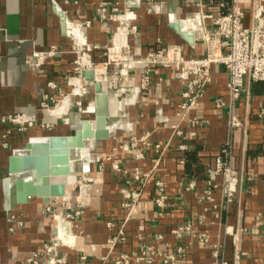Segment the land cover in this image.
<instances>
[{"label":"crops","instance_id":"0c3cea01","mask_svg":"<svg viewBox=\"0 0 264 264\" xmlns=\"http://www.w3.org/2000/svg\"><path fill=\"white\" fill-rule=\"evenodd\" d=\"M220 1L225 4L222 11L202 8L209 31L214 29L213 18L231 10L232 0ZM101 3L117 8L114 15L129 9L136 34L118 35V21H101L97 14ZM250 3L240 0L247 12ZM200 12L192 0H0V169L30 138L72 135L82 121L94 118V89L81 108L75 106L78 78L73 40L78 29L72 24H91L80 32L87 42L84 52L97 63L106 61V51L118 45H128L139 59L169 45L181 46L188 58H201L206 49L199 25L193 26L192 43L174 28L178 23L188 33L189 22L198 21ZM53 47L57 49L54 57H35ZM115 69L109 68L110 77ZM228 81L226 69L214 66L199 108L184 119L178 112L186 102L183 94L189 83L174 69L152 67L148 72L144 65L133 67L120 81L126 90L122 96L104 87L110 99V139L90 142L82 161L72 166L74 175L65 196L70 201L57 198L45 204L34 198L19 205L13 199L9 215L0 210V264H22L51 241L61 246L60 254L68 264H114L119 255L139 254L147 246L157 252L153 264H165V254L174 255L178 264H264V117L259 116L264 112V89L253 83L249 95L243 93L234 101ZM46 95L53 99L70 95L68 114L55 119L42 111ZM18 113L35 116L38 125L24 133L7 134L2 118ZM231 116L242 121L241 129L230 126ZM193 119L199 124L194 126ZM40 124L51 127L45 130ZM177 126L181 135L174 129ZM157 145L165 150L162 157ZM223 149L228 151L224 161L239 179L231 204L223 176L208 173ZM95 152L117 154L111 161H102L94 159ZM141 154L142 158L137 157ZM116 162L119 171L113 168ZM83 174L93 179L83 197L84 213L74 222H62L55 215L76 210ZM137 175L149 177L141 182ZM158 182L165 184L164 208L156 204ZM123 189L141 191L130 217ZM2 202L0 181V207ZM185 226L190 231L178 237L177 229ZM122 228L125 240L110 252L108 241ZM83 254L86 261L81 260Z\"/></svg>","mask_w":264,"mask_h":264},{"label":"built area","instance_id":"2783aa9c","mask_svg":"<svg viewBox=\"0 0 264 264\" xmlns=\"http://www.w3.org/2000/svg\"><path fill=\"white\" fill-rule=\"evenodd\" d=\"M200 7L201 12L197 17V24L200 28L201 38L205 45L206 53L201 58H188L184 55L182 47L179 45H169L166 48L153 51L148 54L145 59L135 58L128 45H118L115 48L108 49L105 53L107 60L101 63L94 62L84 52L87 47L86 39L81 34V29L89 28L90 23L85 25L72 24V27L78 29V34L74 35L73 46L74 52L77 55L76 74L78 83L75 87L73 97L75 106L81 108L83 99L90 94L93 88L86 85V79L83 77V72L91 71L94 74V79L103 87L116 93L117 96H122L126 90L120 86L125 72L138 65H144L148 72L152 67L162 69H174L182 80L187 81L188 90L183 94L186 102L180 106L178 116L184 119L186 115L200 106V101L205 95V91L212 82V68L216 65L223 66L229 76L227 88L234 101L240 99L243 93L250 94L251 85L260 83L264 89V0H251L249 11H245L240 0H232L230 12H221L217 17L213 18L214 29L209 31L204 24V13L202 8L205 6L209 9L222 11L225 4L220 0H192ZM118 11L117 8L110 9L106 3H101L97 9V14L101 21L108 19L118 21L120 28L118 35H135L137 27L133 17L130 15L129 9L122 14L114 15ZM249 19V24L246 21ZM57 54L56 48H51L44 53L35 54L36 58L54 57ZM114 66L113 76H109V68ZM148 84V77L144 79V85ZM51 88L55 85L50 83ZM70 95L63 96L61 99H53L46 95L41 103V110L48 113L52 118L63 117L68 114L67 100ZM220 108V105L217 106ZM259 116L264 117V112ZM2 124L7 127V134H11L12 130L24 133L27 130L36 127L37 120L33 115L13 114L2 118ZM191 123L196 126L199 124L197 119H193ZM230 126L233 129H241L243 123L236 116H231ZM50 125L40 124V128L48 130ZM177 135L182 132L178 126L174 128ZM156 152L162 157L165 150L160 145H157ZM183 148V147H182ZM113 154H104L102 161H111L116 156ZM228 155L227 149H223L220 155L215 159L214 166L208 169L209 174L222 175L224 193L227 203L234 202L235 193L239 179L235 170L230 164H227L223 157ZM137 157L142 158V154ZM159 161V160H158ZM116 171L120 170L119 164L116 162L113 165ZM149 175L140 177L136 176L138 181H145ZM93 182V179L86 174H83L78 182L80 195L76 199V210L73 212H64L55 215L62 222L71 223L80 218L85 209L83 197L88 193V187ZM160 196L156 200V204L160 208L167 205V196L165 194V184L157 183ZM209 194V192H208ZM122 195L126 200L124 206L129 211L128 217L136 208L141 199V191H131L123 189ZM69 199V200H68ZM64 200L70 201V198L64 197ZM48 212H53L51 207H48ZM14 229L12 228L11 231ZM190 231V226L180 227L177 229V236L182 237L186 232ZM232 234V233H231ZM161 236H157V240H161ZM124 229H120L118 234L108 241L110 252L114 251L117 246L124 242ZM202 241H207L203 235ZM60 245L57 242H48L42 245L41 249L31 253L30 257L22 264H68L67 258L60 254ZM181 251V249H180ZM157 252L152 246H147L141 253L132 255L121 254L114 259V264H153ZM165 264H178L174 255H163ZM86 255L81 256L82 261H86Z\"/></svg>","mask_w":264,"mask_h":264},{"label":"water","instance_id":"95a60500","mask_svg":"<svg viewBox=\"0 0 264 264\" xmlns=\"http://www.w3.org/2000/svg\"><path fill=\"white\" fill-rule=\"evenodd\" d=\"M197 21L189 22L188 33L174 26L178 34L192 43ZM89 87L95 90L94 118L84 120L81 128L72 135H54L42 139L30 138L24 148L16 149L8 159L7 166L0 169L3 202L0 210L8 215L12 202L25 205L32 199L49 204L52 199L66 196L69 178L74 175L72 166L81 162L89 141H107L111 137L109 94L96 82L91 71L83 72Z\"/></svg>","mask_w":264,"mask_h":264},{"label":"bare ground","instance_id":"6f19581e","mask_svg":"<svg viewBox=\"0 0 264 264\" xmlns=\"http://www.w3.org/2000/svg\"><path fill=\"white\" fill-rule=\"evenodd\" d=\"M90 142H93V141H89V142H87V144H86V148H85V150H84V152H83L84 156H85L86 153L88 152V145H89ZM70 179H71V178H69V182H70Z\"/></svg>","mask_w":264,"mask_h":264},{"label":"rangeland","instance_id":"374dc122","mask_svg":"<svg viewBox=\"0 0 264 264\" xmlns=\"http://www.w3.org/2000/svg\"><path fill=\"white\" fill-rule=\"evenodd\" d=\"M103 155H104V154L101 155V154H98V153L95 152V153L93 154V157H94V159H95V158H98V157H102ZM87 156H88V155H87Z\"/></svg>","mask_w":264,"mask_h":264}]
</instances>
